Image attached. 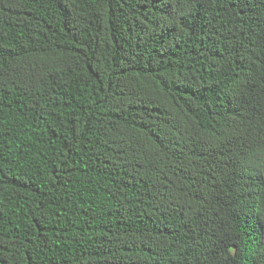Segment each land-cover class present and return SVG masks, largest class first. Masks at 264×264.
Listing matches in <instances>:
<instances>
[{"label": "trees", "instance_id": "trees-1", "mask_svg": "<svg viewBox=\"0 0 264 264\" xmlns=\"http://www.w3.org/2000/svg\"><path fill=\"white\" fill-rule=\"evenodd\" d=\"M0 264H264V0H0Z\"/></svg>", "mask_w": 264, "mask_h": 264}]
</instances>
